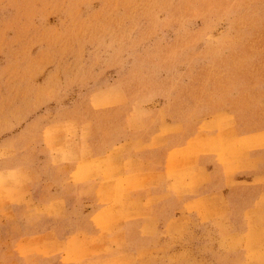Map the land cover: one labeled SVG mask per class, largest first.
Listing matches in <instances>:
<instances>
[{
	"label": "rangeland",
	"instance_id": "obj_1",
	"mask_svg": "<svg viewBox=\"0 0 264 264\" xmlns=\"http://www.w3.org/2000/svg\"><path fill=\"white\" fill-rule=\"evenodd\" d=\"M165 150L180 193L208 177L201 155L213 153L231 174L262 158L264 0H0V264L29 263L22 235L34 225V195L74 191L72 204L92 209L96 178L109 168L125 175L123 154L150 169ZM84 158L83 173L65 163ZM140 177H124V188L160 179ZM103 183L119 204L118 181ZM55 202L64 215L65 200ZM248 219L247 231L231 234L225 222L220 230L198 218L207 260L182 251L177 263L264 264V206ZM177 220L174 238L185 234Z\"/></svg>",
	"mask_w": 264,
	"mask_h": 264
},
{
	"label": "crops",
	"instance_id": "obj_2",
	"mask_svg": "<svg viewBox=\"0 0 264 264\" xmlns=\"http://www.w3.org/2000/svg\"><path fill=\"white\" fill-rule=\"evenodd\" d=\"M133 154L129 158H125L123 154L126 165L124 176L121 171L114 175L109 168L96 178L101 181V187L92 209H80L81 205L72 204L75 199L74 191L34 195V210H29L30 215H36L34 225L30 226L33 227L30 232L22 235L21 254L28 264H173V261L181 264L177 263V254L182 251L183 257L200 263L206 259V254L201 251L205 244V234L196 229L198 218H212L218 228L221 227V222H225L232 228L231 234L244 233L247 229L245 224L241 228L242 221L249 223L246 214L252 209L255 212L263 210L264 150L261 159H252L251 163L237 169L235 174L228 173L223 165L216 163V155L213 153L199 156L200 167H206L208 177H201L196 189L186 193H180L175 185L171 165L173 152L170 156L166 150L153 153L151 159L155 162L161 160L162 165L151 164L154 168L150 169H142L140 161L144 157ZM84 160L85 158L73 159L65 163L73 168L80 164L83 173ZM134 160L139 162L134 165ZM146 174L159 176L160 179L148 186L124 188V177L133 175L136 177L135 181H140V176ZM88 176L92 179L90 173ZM110 178L119 183V190L114 193V196L123 199L119 204L114 201L116 198H108L109 193L104 190L102 182L112 180ZM217 194L218 200L224 198L216 205L224 208L222 219L217 214L212 215L216 206L205 205L203 202L207 197ZM57 197L65 200L64 215L55 207ZM16 208L17 206L14 207L15 210ZM68 218L74 219L76 223L69 222L74 225L71 230L64 231L62 228ZM179 218L183 222L181 226L185 234L174 238L171 232ZM26 227L29 226L23 224V228L28 230ZM35 231L37 232L33 233ZM66 231L68 232L65 233ZM86 233L89 238L84 241L83 235ZM26 237L29 238L28 241L25 240ZM43 237L45 239L41 241ZM47 239L60 248L51 250ZM95 244L104 245L105 248L103 251L95 249L87 253L86 246ZM29 245L35 247L29 249ZM168 246L171 247L160 252V256L154 253L157 247ZM156 261L158 262L155 263ZM216 263L217 261L214 262Z\"/></svg>",
	"mask_w": 264,
	"mask_h": 264
}]
</instances>
